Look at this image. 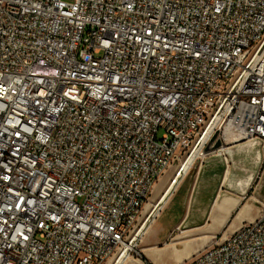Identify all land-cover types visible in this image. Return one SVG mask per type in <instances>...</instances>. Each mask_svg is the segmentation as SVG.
<instances>
[{"label":"built area","instance_id":"built-area-1","mask_svg":"<svg viewBox=\"0 0 264 264\" xmlns=\"http://www.w3.org/2000/svg\"><path fill=\"white\" fill-rule=\"evenodd\" d=\"M243 143L264 0H0V264H110L168 171ZM180 264H264V204Z\"/></svg>","mask_w":264,"mask_h":264},{"label":"crops","instance_id":"crops-1","mask_svg":"<svg viewBox=\"0 0 264 264\" xmlns=\"http://www.w3.org/2000/svg\"><path fill=\"white\" fill-rule=\"evenodd\" d=\"M262 169L264 152L256 143L230 146L224 155L210 153L197 160L169 195L141 245L155 249L171 240L169 248L155 249L165 256V262L180 246L184 254H196L220 234L227 235L243 222L253 221L254 201L246 198ZM178 239L196 242L180 245L173 241ZM177 258L180 262L182 254Z\"/></svg>","mask_w":264,"mask_h":264},{"label":"rangeland","instance_id":"rangeland-1","mask_svg":"<svg viewBox=\"0 0 264 264\" xmlns=\"http://www.w3.org/2000/svg\"><path fill=\"white\" fill-rule=\"evenodd\" d=\"M173 174H174L173 170L168 171L166 173V175H164L160 179V181H158L156 186L154 187L152 194L149 196L148 200L146 201V203L144 205L140 224H139L137 230H139L141 228L143 222L145 221V219L150 214V211H151L153 205L159 201L161 196L167 190V188L171 182ZM246 201L247 202L254 201L255 208H254L251 215L254 217L255 216L257 217L259 215V213L261 212V210L263 208V204H264V169H262V171L260 172V174H259L257 180L255 181V183L253 184L252 188L250 190H248V195H247ZM160 211L161 210H159L158 213L152 218L151 222H153L156 219V217L158 216ZM230 223L227 225V228L230 226ZM137 230L135 231V234H136ZM229 234H231V233H228L226 236H228ZM222 236H223V233L220 234L219 236H217V238L214 239L213 242H215V241L219 242L222 239ZM143 238H144L143 240L138 239L135 242L133 250L130 252V258L128 259L127 263L132 262L133 264H180L184 260H186L192 256V255H189L186 253L184 254L183 247L180 246V248H177L178 251L173 254L174 256L170 255L171 258H169L167 261L164 262L165 256H163L160 252L156 251L155 249L169 248V245H171V244H169L171 242V240H169L167 242V245L163 243L159 246H156L157 248L154 249L150 246H144V245L142 246L141 244H142V242L144 244V240L146 237H143ZM173 241L180 243V245L181 244H183V245L189 244L192 241L196 242V240H189V239H178V240H173ZM179 254H182V259L180 260V262H178V260H177L178 259L177 257ZM150 255H152L154 258H157L159 260V262L156 263V262L152 261ZM173 257L175 258V260ZM143 258L146 259V262L143 260ZM115 261H116V259L114 261H112L110 264H114Z\"/></svg>","mask_w":264,"mask_h":264},{"label":"bare ground","instance_id":"bare-ground-1","mask_svg":"<svg viewBox=\"0 0 264 264\" xmlns=\"http://www.w3.org/2000/svg\"><path fill=\"white\" fill-rule=\"evenodd\" d=\"M197 158V155L194 154L191 159H189L184 165H183V172H181V175H183L184 172H187L191 166L193 165L194 160ZM173 179L171 180L167 190L165 191V193L161 196V198L159 199V201L157 203H155L150 211V214L148 215V217L145 219V221L143 222L141 228L139 230H137L135 236H134V241L132 242V244L128 245L124 254L114 262V264H133L132 262H128V259L130 258V252L133 250V247L135 245V242L138 239L143 240V237H146L147 235H149L150 233V229H151V224H152V218L158 213L159 210L162 209V207L166 204L167 199L169 197V195L173 192V190L175 189L176 185L178 184L176 182V184H172ZM150 254V253H149ZM154 260V259H153ZM155 261V260H154Z\"/></svg>","mask_w":264,"mask_h":264},{"label":"water","instance_id":"water-1","mask_svg":"<svg viewBox=\"0 0 264 264\" xmlns=\"http://www.w3.org/2000/svg\"><path fill=\"white\" fill-rule=\"evenodd\" d=\"M222 147V142L218 139V134H216L210 144L207 146V148L205 149V153H209V152H214L219 150Z\"/></svg>","mask_w":264,"mask_h":264},{"label":"trees","instance_id":"trees-1","mask_svg":"<svg viewBox=\"0 0 264 264\" xmlns=\"http://www.w3.org/2000/svg\"><path fill=\"white\" fill-rule=\"evenodd\" d=\"M143 260L146 262V259L145 258H143Z\"/></svg>","mask_w":264,"mask_h":264}]
</instances>
